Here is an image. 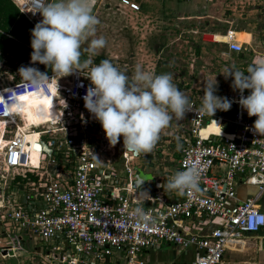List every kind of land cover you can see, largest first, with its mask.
<instances>
[{
	"label": "built area",
	"instance_id": "1",
	"mask_svg": "<svg viewBox=\"0 0 264 264\" xmlns=\"http://www.w3.org/2000/svg\"><path fill=\"white\" fill-rule=\"evenodd\" d=\"M10 1L32 27L42 19L30 12V0ZM118 5L138 10L134 0H118ZM233 33L227 27L220 33L223 40H214L211 33L210 41L239 54L248 42H238ZM88 71L60 78L46 72L50 78L37 89L21 78L0 86V264L9 259L13 264H99L112 256L115 264H143L144 250L158 243L189 248V264H218L227 241L264 229V210L258 206L264 194V135L251 130L256 117L240 107L238 91L219 95L233 100L226 116L202 113V98L196 97L189 98L193 108L184 119L172 120L180 144L175 173L196 166L201 173L198 190L171 195L162 186L172 175L166 180L158 176L153 190L141 198L137 191L126 193L134 171L123 163L127 180L118 185L102 155L106 145L89 131L96 120L83 101L90 86ZM35 91L57 113L29 128L37 132V150L24 139L25 119L16 106L19 95ZM211 122L219 133L201 135ZM124 151L129 159L135 157ZM31 152L36 165L30 163ZM241 185L252 186L253 193L237 199L235 188ZM137 207L144 218L133 215ZM208 223L212 225L204 229ZM34 239L48 247L41 250Z\"/></svg>",
	"mask_w": 264,
	"mask_h": 264
},
{
	"label": "rangeland",
	"instance_id": "2",
	"mask_svg": "<svg viewBox=\"0 0 264 264\" xmlns=\"http://www.w3.org/2000/svg\"><path fill=\"white\" fill-rule=\"evenodd\" d=\"M138 4L137 11H130L119 6L118 0H90L93 14L100 23L96 26V33L89 37L81 46V60L92 62L100 56L107 59L118 69L125 72L129 78L134 74L137 65L144 70L155 74L171 73L173 83L189 98H202L204 83L216 78L220 95L232 89L231 78H225V68L235 65L245 71L254 59L264 56V0H134ZM227 27L233 30H242L250 35L244 45L243 54H233L224 51V45L211 42V33H222ZM103 37L106 40L104 48L97 50V55L89 51L91 39ZM237 41L238 38L236 39ZM4 61L0 59V86L8 81L10 76H19L18 69L3 67ZM17 66V65H16ZM93 66L94 63H93ZM48 72H52L47 68ZM12 78V77H11ZM35 99V102L32 101ZM16 98V106H23L29 111L37 107L29 115L31 126L44 122V116L49 114L51 102L41 93H32L31 96ZM18 101V102H17ZM231 110V109H230ZM229 111L217 110L215 114L228 115ZM96 120V119H95ZM26 122V121H25ZM2 122H0L1 128ZM31 126L23 125L24 135H27ZM99 129L100 133L96 131ZM222 130H228L227 127ZM90 132L97 136L103 145H106L102 155L107 159L118 180L123 186L127 180L123 163L135 173L133 186L149 190L154 174L166 178L175 175L176 159L178 157L179 142L177 126L171 122L163 130L159 141L152 152L141 154L129 159L123 147V137L115 146H110L102 127H98L96 120ZM217 132L215 122H211L203 129ZM89 134V132H88ZM31 135V134H30ZM29 140L30 137H26ZM33 141L31 142V144ZM108 143V144H107ZM4 141L0 137V150ZM36 147V142L32 147ZM37 150L38 148H34ZM35 161L36 153L31 152ZM144 181V182H143ZM135 183V184H134ZM34 246L44 250L48 245L45 242L33 240ZM14 259L3 260V264H13ZM115 264L113 256L108 263Z\"/></svg>",
	"mask_w": 264,
	"mask_h": 264
},
{
	"label": "clouds",
	"instance_id": "3",
	"mask_svg": "<svg viewBox=\"0 0 264 264\" xmlns=\"http://www.w3.org/2000/svg\"><path fill=\"white\" fill-rule=\"evenodd\" d=\"M30 2L33 9L30 12L42 17L31 29V62L45 65L59 78L89 69L85 77L90 86L83 96L84 107L99 121L110 146H115L123 137L124 150L134 156L148 154L174 118L182 120L192 111L189 97L173 83L171 73L157 75L137 65L129 78L107 59L95 66L91 59L81 60V46L95 35L100 23L92 12L90 0ZM105 45L103 37L91 39L88 51L97 55V50ZM18 73L33 89L43 87L50 78L32 66H21ZM223 75L226 79L231 78L233 90L240 93V107L249 117H256L251 130L264 135V57L254 59L245 71L235 65L227 67ZM245 90H249L247 96L243 94ZM202 91V113L212 117L217 110L231 109L233 100L216 95V78L206 81ZM200 174L196 166H188L186 170L176 172L166 182V188L179 194L198 190ZM133 215L144 218L140 207Z\"/></svg>",
	"mask_w": 264,
	"mask_h": 264
},
{
	"label": "crops",
	"instance_id": "4",
	"mask_svg": "<svg viewBox=\"0 0 264 264\" xmlns=\"http://www.w3.org/2000/svg\"><path fill=\"white\" fill-rule=\"evenodd\" d=\"M233 36L235 40L238 38L239 40L238 42L240 41L248 42L250 39V35L245 34L242 30H234ZM212 38L214 40H223V37H221L219 33H213ZM224 51L227 53H233L230 51H226L225 46H224ZM242 54L243 52L239 53V55ZM28 62H31V60L28 59ZM4 65L6 67H12V68L15 67L18 68V66L19 67L28 66L21 63L17 66L16 65L7 66L6 64ZM8 77H9L8 81L20 79V77L17 76L8 75ZM23 106L20 107L21 110L20 112H22L24 116L26 115V113L30 114L31 111H29L28 108L22 110L24 108ZM217 133H219V130L217 131ZM203 135L205 134L203 133ZM156 177L158 176L154 174L153 181L148 191L140 189L138 188V186H132L133 190L128 189V191L126 192L127 195L131 194L132 192L134 193V191L135 192L137 191L135 196L137 195L141 198H144L145 197L144 192H151L153 190L152 184L156 180L155 179ZM164 180H166V178ZM134 181L135 179L133 178L132 182ZM162 189L166 190L171 195L175 194L174 190L173 191L167 190L166 183L165 186H162ZM252 193H253L252 186L241 185L235 188V197L237 199H242ZM258 206L261 210H264V194L258 200ZM212 223L203 224V228L207 229L212 225ZM200 225L201 224H199V226ZM191 257H192V252L189 248L186 250H179L173 245L166 243H158L144 250L143 264H189ZM218 264H264V229H260L254 233H246L237 239H232L227 241L221 259Z\"/></svg>",
	"mask_w": 264,
	"mask_h": 264
},
{
	"label": "trees",
	"instance_id": "5",
	"mask_svg": "<svg viewBox=\"0 0 264 264\" xmlns=\"http://www.w3.org/2000/svg\"><path fill=\"white\" fill-rule=\"evenodd\" d=\"M31 24L18 13L17 8L10 0H0V59L7 66L25 64L48 72V67L38 66L36 63L28 62L31 48ZM103 59L98 56L93 60L94 65H98ZM26 126H31L29 116L25 122Z\"/></svg>",
	"mask_w": 264,
	"mask_h": 264
},
{
	"label": "bare ground",
	"instance_id": "6",
	"mask_svg": "<svg viewBox=\"0 0 264 264\" xmlns=\"http://www.w3.org/2000/svg\"><path fill=\"white\" fill-rule=\"evenodd\" d=\"M224 39V38H223ZM36 93H39V92H37V91H35ZM35 92H30V93H26V94H22V95H19L17 98H18V101H21V100H24V99H22V97H24V96H31L32 95V93H35ZM17 101V102H18ZM32 101L33 102H35V99L34 98H32ZM18 109H20V107H17ZM35 110H37V107L36 108H34V109H31V113L32 112H35ZM57 113H56V111L54 110V108H53V106H51V109H50V111H49V114L47 115V116H44V120H46L47 121V119H49V120H52V119H54L57 115H56ZM29 116V115H28ZM28 116L25 118V121H27V119H28ZM41 123H43L42 121H41ZM40 124V123H39ZM33 126H38V124L37 125H34L33 124ZM204 129V128H203ZM203 129H201L200 130V134L201 135H203ZM214 132V131H213ZM31 134V135H30ZM24 135V134H23ZM36 136H37V132H36V130H30L29 132H27V135H24V139H27L30 143L33 141V140H35V138H36ZM26 137H30L31 139L29 140L28 138H26ZM36 147L38 148V146H37V144H36ZM35 146H34V148H36ZM30 163L31 164H33V165H36V163H37V159L35 160V161H33V157H31L30 156ZM144 182V181H143ZM136 183H139L138 181L136 182ZM135 184V183H134Z\"/></svg>",
	"mask_w": 264,
	"mask_h": 264
},
{
	"label": "water",
	"instance_id": "7",
	"mask_svg": "<svg viewBox=\"0 0 264 264\" xmlns=\"http://www.w3.org/2000/svg\"><path fill=\"white\" fill-rule=\"evenodd\" d=\"M135 182H137V181H135Z\"/></svg>",
	"mask_w": 264,
	"mask_h": 264
}]
</instances>
